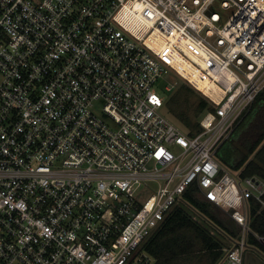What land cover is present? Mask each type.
Returning <instances> with one entry per match:
<instances>
[{"label":"built area","instance_id":"1","mask_svg":"<svg viewBox=\"0 0 264 264\" xmlns=\"http://www.w3.org/2000/svg\"><path fill=\"white\" fill-rule=\"evenodd\" d=\"M169 71L223 92L196 136L155 91ZM263 90L264 0H0V264H153L193 185L241 228L242 264L264 179L215 153Z\"/></svg>","mask_w":264,"mask_h":264},{"label":"trees","instance_id":"2","mask_svg":"<svg viewBox=\"0 0 264 264\" xmlns=\"http://www.w3.org/2000/svg\"><path fill=\"white\" fill-rule=\"evenodd\" d=\"M181 80L183 83L166 96L164 112L189 136H196L202 131L201 118L214 112V105ZM215 156L241 177L264 179V90L219 146ZM250 206L249 227L256 235L264 236V207L252 199ZM240 233L241 228L228 214L204 199L193 185L143 248L154 259L153 264H226V250L238 242ZM247 246L261 248L252 233L247 235Z\"/></svg>","mask_w":264,"mask_h":264},{"label":"bare ground","instance_id":"3","mask_svg":"<svg viewBox=\"0 0 264 264\" xmlns=\"http://www.w3.org/2000/svg\"><path fill=\"white\" fill-rule=\"evenodd\" d=\"M181 67L183 68L182 74L186 76L187 78H190L194 81V79L190 75V68L188 69V64H181ZM197 88L200 90L206 97L211 99L213 102L218 103L223 98V92L219 90L217 86H215L212 82L209 80H200V82L197 83Z\"/></svg>","mask_w":264,"mask_h":264},{"label":"crops","instance_id":"4","mask_svg":"<svg viewBox=\"0 0 264 264\" xmlns=\"http://www.w3.org/2000/svg\"><path fill=\"white\" fill-rule=\"evenodd\" d=\"M242 264H264V248L262 245L261 248L248 247L244 253Z\"/></svg>","mask_w":264,"mask_h":264},{"label":"rangeland","instance_id":"5","mask_svg":"<svg viewBox=\"0 0 264 264\" xmlns=\"http://www.w3.org/2000/svg\"><path fill=\"white\" fill-rule=\"evenodd\" d=\"M166 82L165 84L167 83H171V82H175L174 84V89L181 83H183V81L180 79V78H177L171 71L168 72V74L166 75ZM164 84V81H160V86H163ZM160 86H157L155 87V91L158 95H160L164 100L166 99V96L169 94V92H164V89L163 87L160 88ZM98 115H100V113H97ZM166 116L171 119L172 121L176 122L170 115H168L166 112H165ZM177 123V122H176ZM196 217L198 219H201L203 220L202 218H200L199 216L196 215Z\"/></svg>","mask_w":264,"mask_h":264}]
</instances>
